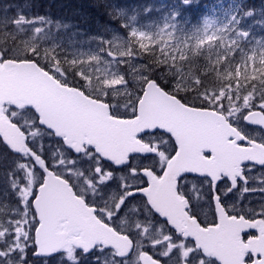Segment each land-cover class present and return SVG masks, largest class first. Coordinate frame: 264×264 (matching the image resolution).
I'll list each match as a JSON object with an SVG mask.
<instances>
[{
    "label": "snow or ice",
    "instance_id": "obj_1",
    "mask_svg": "<svg viewBox=\"0 0 264 264\" xmlns=\"http://www.w3.org/2000/svg\"><path fill=\"white\" fill-rule=\"evenodd\" d=\"M29 51L40 54L28 44L0 49V137L12 157L4 195L15 204L0 217V264H52L54 253L56 264L93 257L102 264H264V197L258 210L239 204L244 193L264 192V136L257 141L240 126L264 127V65L249 72L245 62L220 79L227 85L209 83L232 52L194 72L193 62L177 63L161 47L157 62L173 92L142 75L139 91L129 93L113 68L95 83L84 73L86 94L50 75ZM185 59L181 52L178 60ZM56 72L64 75L59 66ZM258 73L259 86L245 87ZM122 92L127 99L115 100ZM44 137L61 139L45 148ZM257 165L261 183L249 187ZM186 174H197L191 190ZM203 207L210 223L200 222ZM149 244L156 259L144 250Z\"/></svg>",
    "mask_w": 264,
    "mask_h": 264
},
{
    "label": "rangeland",
    "instance_id": "obj_2",
    "mask_svg": "<svg viewBox=\"0 0 264 264\" xmlns=\"http://www.w3.org/2000/svg\"><path fill=\"white\" fill-rule=\"evenodd\" d=\"M233 8L234 4L229 1H224L219 7L211 5L206 9L214 10L213 13H200L194 0H0V49L13 45L24 47L25 44L38 49L39 55L29 51L27 56L39 61L50 75L66 79L69 85L76 86L86 94L88 89L83 86L88 84V80L84 78V73L90 75L95 83L97 75L116 68L125 77L129 93L139 91L135 88L139 83L136 78L142 75L150 77L153 73L158 75L163 71V80L172 79L167 76L166 66L161 63L155 72L144 70L147 66L135 54V51L144 48L157 52V59L160 60L163 58V47L177 56V63L180 64L182 62L178 57L181 52L186 56L189 51H194L200 54V61L195 58L189 60L195 65L194 72L198 68L203 70L209 57L215 61L221 53L238 50L241 53L238 56L242 60L241 65L247 62V70L252 72L258 63L264 65V60H257L256 64L252 62L253 59L264 57V14L260 9L246 8L233 14ZM132 31L138 33L136 38L131 37ZM139 33H144V36L140 37ZM138 41H142L143 47ZM4 43H7L5 47ZM123 49H131L133 54L118 55V51ZM203 51H207V54ZM109 52L113 55L110 56ZM53 56L55 60L51 59ZM72 61L77 63L73 64ZM189 61L185 63L186 66ZM241 65L234 61L229 71H242ZM57 66L64 73L63 76L56 72ZM241 78L242 75L237 77ZM254 81L259 83V73L256 80L248 82ZM237 86L235 83L233 87ZM114 87L123 90L125 85ZM126 99L123 92L115 98L120 101ZM121 111H124L123 108ZM243 111L247 112L246 109ZM240 126L253 138L261 135L258 130L248 128L243 120ZM55 141L53 137H44L41 144L45 148H54L57 147ZM8 153L0 141V217L9 214L15 207L14 197L4 195L3 181L6 176L11 178L7 174L12 164V157ZM259 173L251 170V175L257 179L251 180L249 187L261 183ZM244 194L255 197L252 192ZM260 203L261 200L255 203L258 208ZM149 246L150 250L144 249L156 259V253ZM59 256L56 253L52 257ZM52 257L48 259L56 264ZM84 264H102V258L97 261L93 257Z\"/></svg>",
    "mask_w": 264,
    "mask_h": 264
},
{
    "label": "trees",
    "instance_id": "obj_3",
    "mask_svg": "<svg viewBox=\"0 0 264 264\" xmlns=\"http://www.w3.org/2000/svg\"><path fill=\"white\" fill-rule=\"evenodd\" d=\"M194 1L196 2V7L200 10V13H205V12L213 13L214 10L213 11L212 10L207 11L206 9H208V7L211 5H216L219 7L222 5V3L224 1H229L232 4H234V8L232 10L233 14L241 12L243 10V8H246L249 10L260 9L263 11V14H264V0H194ZM190 6H191V4H190ZM6 44L7 43H4L3 47H5ZM203 52L205 54H207V51H203ZM232 53H233L232 55H230L227 59H224V61L221 62L220 65H218V68H219L218 75L215 72H211L208 74L207 79H208L209 83H216V84L223 83L224 85H227L229 83L228 80H224V81L220 80V79H224V78L228 77V75H229L230 65H228V60L229 59L234 60L235 62H237V65L242 64V60L240 58H238V56H241V53L238 50H234ZM135 54L147 66V68L152 69V72H155L160 67V63L157 62L158 61L157 52H155V51L152 52L151 50H147L146 48H144V49H141L140 51H135ZM2 55H3V53H2ZM224 55H225V53H221L219 55V58L223 57ZM194 58L197 59L198 61H200V54L194 53V51H189L188 54L186 55V59L184 61H181V62H182V64L186 65L185 63L187 61L192 60ZM211 60L213 61L212 58H211ZM225 66H227V68ZM200 71L202 72L203 70H200ZM232 71H234V69ZM160 76H161V78H160ZM154 77H155L154 80L158 83V85L163 90L168 91V92L174 91L173 85L171 83L172 79L163 80V71H160L158 73V75L156 73H153L150 76V78H152V79ZM238 80L243 81V76L241 79H238ZM235 83H236L235 81H232L233 86ZM247 84H248V86H250L251 84H256L257 86H259V83L255 82V81L254 82H248ZM247 84L245 85V87H247ZM243 91H244V89H243ZM175 94L178 96V98H182L186 95H190V93H184V92H178Z\"/></svg>",
    "mask_w": 264,
    "mask_h": 264
},
{
    "label": "flooded vegetation",
    "instance_id": "obj_4",
    "mask_svg": "<svg viewBox=\"0 0 264 264\" xmlns=\"http://www.w3.org/2000/svg\"><path fill=\"white\" fill-rule=\"evenodd\" d=\"M247 127L248 128L256 129V130H258L261 133V135H259V136H257V137L254 138L257 141L262 136H264V130L263 129H261V128H255V127H250V126H247ZM242 143H244V142H242ZM206 155H210V153H206ZM252 170H257V172H259V171H261V168L255 167V169H252ZM187 176L189 177V184H188V186H189V189L191 190L192 183L194 182V179L193 178H195L196 176H192V175H187ZM238 183L242 184L243 182L240 181ZM249 183H250V181H249ZM197 186L199 187V185H197ZM113 187H115V185H113ZM205 188H207V185H204L203 188L201 189V191H203ZM252 193L255 195V197H250L249 194H244L243 195V198L239 201V204H240V206H248V207H251V208H256L258 210L259 208H258V206L255 203L258 200H261L260 199L261 198V195H263L264 192L256 191V192H252ZM138 199H139V194H137V200ZM202 203H204V202L202 201ZM257 218H259V216H257ZM213 219H214V216L211 213H209L207 207H203L200 210V222L201 223H204L205 221H208L210 223ZM161 221H163V220H161ZM250 231H254V230H250ZM244 235H245V238H247V235L248 234L245 233ZM145 248H147L148 250H150V246L149 245H147ZM148 250H145V251L146 252H149Z\"/></svg>",
    "mask_w": 264,
    "mask_h": 264
},
{
    "label": "water",
    "instance_id": "obj_5",
    "mask_svg": "<svg viewBox=\"0 0 264 264\" xmlns=\"http://www.w3.org/2000/svg\"><path fill=\"white\" fill-rule=\"evenodd\" d=\"M14 107V106H13ZM32 111H34V110H32ZM247 125H249V126H254V127H260V128H262V129H264V127H262V126H259V125H251V124H248L246 121H244ZM41 127H43V126H41ZM56 139H61V138H58V137H56ZM0 140H1V142H2V137H0ZM3 143V142H2ZM3 145L11 152V150L7 147V145L6 144H4L3 143ZM15 155V154H14ZM246 163H250V162H246ZM38 167V166H37ZM257 167H261V166H259V165H257ZM186 175H193V176H197V174H186ZM163 220H164V218L163 217H161ZM169 227H171V225H169ZM56 253H54V254H52V256H54Z\"/></svg>",
    "mask_w": 264,
    "mask_h": 264
}]
</instances>
